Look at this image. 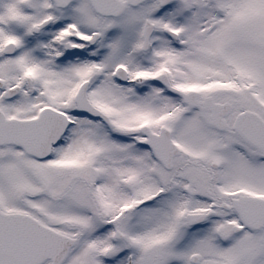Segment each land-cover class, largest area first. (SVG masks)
<instances>
[{"label":"snow or ice","instance_id":"snow-or-ice-1","mask_svg":"<svg viewBox=\"0 0 264 264\" xmlns=\"http://www.w3.org/2000/svg\"><path fill=\"white\" fill-rule=\"evenodd\" d=\"M0 264H264V0H0Z\"/></svg>","mask_w":264,"mask_h":264}]
</instances>
